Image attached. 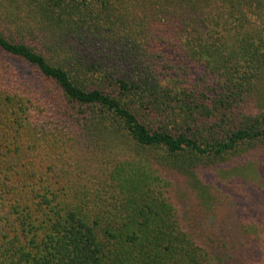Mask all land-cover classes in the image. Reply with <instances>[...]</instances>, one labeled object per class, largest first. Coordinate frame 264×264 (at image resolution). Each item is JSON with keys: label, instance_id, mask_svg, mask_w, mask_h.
Returning a JSON list of instances; mask_svg holds the SVG:
<instances>
[{"label": "trees", "instance_id": "1", "mask_svg": "<svg viewBox=\"0 0 264 264\" xmlns=\"http://www.w3.org/2000/svg\"><path fill=\"white\" fill-rule=\"evenodd\" d=\"M0 264H264V0H0Z\"/></svg>", "mask_w": 264, "mask_h": 264}, {"label": "rangeland", "instance_id": "2", "mask_svg": "<svg viewBox=\"0 0 264 264\" xmlns=\"http://www.w3.org/2000/svg\"><path fill=\"white\" fill-rule=\"evenodd\" d=\"M159 170V169H158ZM78 174H80V172L78 173ZM84 174V173H83ZM83 174H80L81 176H86V175H83ZM163 177H165V175H164V173L161 171V173H160ZM165 190H166V195H170V193H171V186H167L166 188H165ZM170 197V196H169ZM178 202L179 201H177L176 202V204L178 205ZM228 211H229V208H228Z\"/></svg>", "mask_w": 264, "mask_h": 264}]
</instances>
